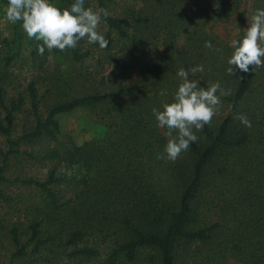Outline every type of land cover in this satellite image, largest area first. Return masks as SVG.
<instances>
[{"label": "trees", "instance_id": "16d2710c", "mask_svg": "<svg viewBox=\"0 0 264 264\" xmlns=\"http://www.w3.org/2000/svg\"><path fill=\"white\" fill-rule=\"evenodd\" d=\"M138 1L110 14L114 0H96L107 48L85 38L41 56L34 45L44 73L14 94L13 55L0 62L2 264H264V67L227 71L232 41L264 0H251L248 16L245 0ZM225 24L235 35L220 34ZM197 65L190 79L230 95L189 150L157 159L169 137L152 109L174 102L178 70ZM77 108L101 135L77 144L62 133L58 116Z\"/></svg>", "mask_w": 264, "mask_h": 264}, {"label": "clouds", "instance_id": "9594fccd", "mask_svg": "<svg viewBox=\"0 0 264 264\" xmlns=\"http://www.w3.org/2000/svg\"><path fill=\"white\" fill-rule=\"evenodd\" d=\"M107 16L105 9L93 11L92 8H86L85 0H74L69 8L63 10L49 0H8L5 13L7 21L13 24L22 22V28L30 39L43 42L38 45V54L41 56L44 55L45 47L49 52L53 49L64 52L75 49L85 38L88 44L107 48L109 41L98 30L102 18ZM244 33L242 40L232 41L234 51L228 60L230 67L227 69L231 76L236 74V69L248 73L253 66L264 67V9L256 10ZM204 47L212 49L213 45L206 41ZM203 71V65L188 70L180 68L177 76L182 82L174 95V102L165 103L162 111L152 109L157 126L167 128L166 135L169 137L164 153L158 154L157 159H165L166 154L167 159L174 162L182 152L189 150L190 145L198 139L195 131H202L211 124L221 106V97L230 95V91H225L219 82L205 88L199 86V80L189 78L190 74L194 76ZM160 95L165 96L167 92L161 91ZM235 119L246 127L252 126L245 114H239Z\"/></svg>", "mask_w": 264, "mask_h": 264}, {"label": "rangeland", "instance_id": "374dc122", "mask_svg": "<svg viewBox=\"0 0 264 264\" xmlns=\"http://www.w3.org/2000/svg\"><path fill=\"white\" fill-rule=\"evenodd\" d=\"M55 0H49L52 3ZM139 7L138 0H114L113 3L108 5L106 9H109L110 14H124L131 7ZM8 7V0H0V62L3 63V58L6 55H13V60L8 67L10 72L9 78L11 80V85L8 89L11 90V94H14L16 90L25 87L27 82L31 80L32 76L37 73H44V70H39V67L34 65L31 61L30 50L34 45L38 43H43L35 38H29L22 28V22H17L15 24L9 22L5 18L6 9ZM85 7L92 8L93 11H98L96 0H85ZM243 8L248 16L251 10V0H245ZM242 8V9H243ZM99 25V29H101ZM219 32L222 35H227L229 37L235 35L238 31L237 28H233L230 25H220ZM18 40V41H17ZM64 65H60L61 68ZM135 78V74L131 75L127 81H131ZM44 88L41 84H39ZM58 121L60 123L61 131L63 134H68L72 139L80 144L85 140L91 139L95 136H99L102 133V128L93 123V118L86 111L81 109H74L71 112L60 114L58 116ZM21 123L22 120L20 119ZM19 123V124H20ZM30 166V173L40 174L38 167ZM77 174H83L82 170H78ZM6 242V241H5ZM4 241L1 242L2 248H7ZM0 248V264L3 262L9 263V251Z\"/></svg>", "mask_w": 264, "mask_h": 264}]
</instances>
